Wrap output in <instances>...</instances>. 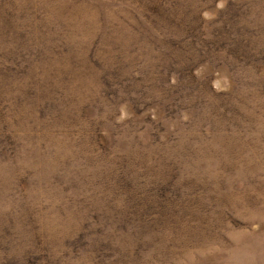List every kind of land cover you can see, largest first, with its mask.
<instances>
[{"label":"rangeland","instance_id":"1","mask_svg":"<svg viewBox=\"0 0 264 264\" xmlns=\"http://www.w3.org/2000/svg\"><path fill=\"white\" fill-rule=\"evenodd\" d=\"M0 264H264V0H0Z\"/></svg>","mask_w":264,"mask_h":264}]
</instances>
